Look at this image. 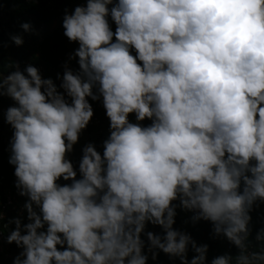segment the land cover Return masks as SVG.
<instances>
[{
    "label": "clouds",
    "instance_id": "1",
    "mask_svg": "<svg viewBox=\"0 0 264 264\" xmlns=\"http://www.w3.org/2000/svg\"><path fill=\"white\" fill-rule=\"evenodd\" d=\"M18 27L0 48L39 34ZM60 27L75 47L59 83L35 54L23 67L0 61L7 163L23 198L14 216L0 209L11 264H156L160 253L264 264V0H83ZM90 101L107 135L73 159ZM177 209L235 253L209 258L208 243L174 227Z\"/></svg>",
    "mask_w": 264,
    "mask_h": 264
},
{
    "label": "trees",
    "instance_id": "2",
    "mask_svg": "<svg viewBox=\"0 0 264 264\" xmlns=\"http://www.w3.org/2000/svg\"><path fill=\"white\" fill-rule=\"evenodd\" d=\"M54 1L57 6H60L64 3L66 5H73L75 0ZM15 5H19V7H14ZM61 11L54 7L50 9L45 3H32L31 0H0V40H7L8 33L19 32L20 29L18 25L21 21H31L35 29L38 25H43V39L41 41L36 40V36L25 35L29 38L31 37L32 41L26 42L20 47H16L9 43L8 48H0V61L6 57L18 62L20 66L23 67V64L29 62L30 58L35 54L37 59L31 62L38 68L41 67L43 69L44 77H52L55 83H59L55 80L56 73L61 71L60 64L66 58L65 54L69 53L75 47L74 44H69L62 35V28L60 27V20L62 18ZM3 63H7V61ZM72 63L73 66H75L74 61ZM1 103L10 104L11 101L7 98H0V104ZM98 117L100 120L98 126L88 125L86 129L83 130L79 143L74 146V152L72 154L73 159L79 157V149L84 143L93 141L99 145L100 141L107 135L108 122L104 116L102 107H100L98 111ZM10 134L11 132L8 126L0 119V204L4 200L5 192L9 191L11 195L14 196L18 208L23 198L19 197L13 188V168L7 163L8 153L5 151ZM16 213L17 210H12L8 211L6 215L11 217L16 215ZM261 214L264 215V212ZM190 215L191 213L177 209L174 227L186 229L198 243H208L209 258L225 251L235 253L236 249L231 248L226 241L209 239V225L206 222H198L196 225L183 223ZM252 218L254 225L258 224L259 218L257 211H253ZM149 227L153 231H159L158 227ZM6 231L7 229H4V232ZM17 251L18 249H16L14 245L4 244L0 251V264H11V258ZM5 254H8V257H6ZM189 256H191V253H189ZM148 264H153V262L149 260ZM156 264H171V262L166 254L160 253Z\"/></svg>",
    "mask_w": 264,
    "mask_h": 264
},
{
    "label": "built area",
    "instance_id": "3",
    "mask_svg": "<svg viewBox=\"0 0 264 264\" xmlns=\"http://www.w3.org/2000/svg\"><path fill=\"white\" fill-rule=\"evenodd\" d=\"M35 3H45L46 6L50 7V9L52 7L56 8L57 10H62L61 13L63 15V10L65 7H67L69 9V11H71L72 7L75 5V4H78V3H83V0H75L73 5H66L65 3L64 4H61L60 6H57L56 2L54 0H35ZM42 29H43V25L40 24L36 27V30L37 32L39 33L38 35H36V40L38 41H41L43 39V34H42ZM32 41V38L30 37H27V36H24V43L26 42H31ZM67 54H65V57H66ZM42 75H43V69L41 67H39ZM90 103L92 104V107H93V117L92 119L90 120L89 122V126H98L99 125V117H98V111L100 109V104L99 102H91ZM9 104H5V103H1L0 104V110H2L3 108L7 107ZM17 203L15 202L14 200V196L11 195V193L9 191H6L5 192V197H4V200L3 202L0 204V209H3L5 211V213H7L8 211H12V210H17ZM261 209H264V205H261ZM0 224H2V222H0ZM4 232V228L2 226H0V233H3ZM4 246V243H3V239L2 237H0V251L2 250ZM6 257H8V254H5Z\"/></svg>",
    "mask_w": 264,
    "mask_h": 264
}]
</instances>
